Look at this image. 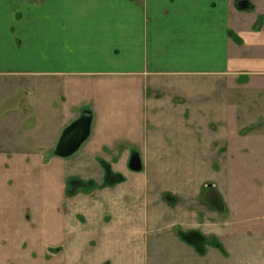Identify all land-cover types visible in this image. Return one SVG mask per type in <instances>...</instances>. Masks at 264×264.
<instances>
[{"label": "crops", "instance_id": "0c3cea01", "mask_svg": "<svg viewBox=\"0 0 264 264\" xmlns=\"http://www.w3.org/2000/svg\"><path fill=\"white\" fill-rule=\"evenodd\" d=\"M236 1L0 0V83L9 86L0 90L1 150L15 164L0 171V264H77L79 256L138 264L154 221H166L170 236V212L180 208L186 229L225 233L226 220L201 223L202 208L192 207L201 183L171 190L168 181L156 191L154 180L181 181L187 159L226 153L234 134L264 140V1L249 0L253 10ZM85 115L90 134L70 155L84 173L65 162L61 190L54 185L42 206L49 212L27 216L43 199L24 180V158L63 157L64 131ZM134 152L141 171L129 167ZM102 162L122 182L67 192L74 173L101 184ZM167 193L177 195L176 209ZM131 236L133 248L123 250Z\"/></svg>", "mask_w": 264, "mask_h": 264}, {"label": "rangeland", "instance_id": "374dc122", "mask_svg": "<svg viewBox=\"0 0 264 264\" xmlns=\"http://www.w3.org/2000/svg\"><path fill=\"white\" fill-rule=\"evenodd\" d=\"M11 80L13 82L19 81L16 78ZM8 88L7 83H0V90L2 93L4 92L3 96ZM238 124L235 122L233 128L236 129ZM7 133V130L1 124L0 171L13 173L15 172L13 159L7 158L1 150L4 143L8 141ZM72 156H66L67 158H58L55 155L35 159L31 157L24 158L26 167L23 169H26L25 175H27L24 180L35 183L38 190L36 192L43 199L41 205L27 206V216L34 217L49 212L48 207H42L46 205L45 198L53 196L52 190L56 189L54 185H57L58 189L61 190L60 186L64 184V181L62 183L59 178L65 169V162L68 163V166L69 164L75 166L74 162L78 161V157ZM187 160L191 162L189 163L191 169L179 175L181 181L177 179L175 182L173 180L174 175H166L163 179L159 175L154 180L158 181L155 184V190L160 191L163 187L167 188L168 181H170L171 187L169 189L171 190H179L183 187L181 184L198 187L201 183L202 193L197 195L192 193L191 195L192 207L198 208L200 206L202 208L201 223L207 222L213 214L215 216L212 217L218 218L219 216L221 219H218L226 220L225 233H221V237H217L211 233H202L198 229H186L185 226L190 223L189 218L185 215L186 212L183 211V208H180L170 212L168 221L174 225L171 227L172 233L169 236V233H167L168 223L164 221L163 224L160 219H157L159 214H155L153 218L157 221H153L158 231L150 234V239L147 240V254L137 258L138 264H142V261H145V264H264V140L256 137L248 139L245 136L234 134L232 143L226 153L218 154L212 149H203L195 158ZM34 163L36 169H34L35 172H32L30 168H33ZM102 164L104 165L103 162ZM75 167L76 171L84 173L82 166ZM73 180H81L84 183L89 182L84 181L82 177L74 173L65 181L67 192L70 190L71 181ZM102 183H96V188H104L105 184ZM80 187V184L75 186L76 190L73 195H76L78 191H82ZM15 190L20 192L17 188ZM29 193H31L29 189L24 191V194ZM69 194H72V192H69ZM164 198L169 201L172 208H177L178 199L176 194L167 193ZM188 201L189 199L184 193L182 202L186 203ZM159 209L158 204L154 205V211ZM138 220L139 216L137 217ZM174 220L177 223H174ZM197 234H201L207 239L201 250L188 243L185 238L188 237L189 240L191 238L190 241L195 243L200 237ZM134 240L135 238H132V236L127 239L122 238L120 242L123 244V250L133 248ZM138 243L140 245V240H138ZM196 245L200 246V243H196ZM119 257L122 259L133 256L122 255ZM119 257L117 256V259ZM76 258L78 259L77 264H87L88 262L84 256ZM104 264H111L110 259H106Z\"/></svg>", "mask_w": 264, "mask_h": 264}, {"label": "water", "instance_id": "95a60500", "mask_svg": "<svg viewBox=\"0 0 264 264\" xmlns=\"http://www.w3.org/2000/svg\"><path fill=\"white\" fill-rule=\"evenodd\" d=\"M240 6L244 9L249 7L246 0L240 2ZM91 116H83L72 125H70L63 133L58 144L57 153L63 157L70 156L75 153L82 143L87 139L90 134ZM107 172V179L110 184L120 182L123 176L114 174L108 163L104 164ZM129 167L134 171L143 169L142 161L138 153L134 152L129 161Z\"/></svg>", "mask_w": 264, "mask_h": 264}, {"label": "flooded vegetation", "instance_id": "af4514ba", "mask_svg": "<svg viewBox=\"0 0 264 264\" xmlns=\"http://www.w3.org/2000/svg\"><path fill=\"white\" fill-rule=\"evenodd\" d=\"M104 168H105V166H104ZM118 174V173H117ZM118 176H120V175H118ZM122 176V175H121ZM105 181V182H104ZM122 182V181H121ZM103 183L105 184V186L107 185V183H108V179H107V172H106V168H105V179L103 180ZM102 183V184H103ZM77 184H80V188L82 189V190H86V189H88V190H91V189H94V188H96V186H97V184L95 183V182H93V181H89L88 183H84L83 181H71V185H70V190H68V192H74L76 189H75V186L77 185ZM98 188H99V186H98ZM97 189V188H96Z\"/></svg>", "mask_w": 264, "mask_h": 264}, {"label": "trees", "instance_id": "16d2710c", "mask_svg": "<svg viewBox=\"0 0 264 264\" xmlns=\"http://www.w3.org/2000/svg\"><path fill=\"white\" fill-rule=\"evenodd\" d=\"M243 0H237L236 1V5H237V7L239 8V9H242V10H244V8L243 7H241L240 6V2H242ZM248 3H249V7L247 8V9H249V10H253L254 9V5H252L250 2H249V0H246ZM104 164H105V162H103ZM191 233H193V232H191ZM195 233V232H194ZM185 235V234H184ZM198 236H200L199 237V240L198 241H196L195 243L194 242H192V241H190V240H192L191 238H190V240H189V238L188 237H185L186 238V241L188 242V243H191V245L193 244V246H195L198 250H201V249H203V247H204V244L206 243V237H204V236H201V234H197ZM196 243H200V246H197L196 245ZM201 252V251H200Z\"/></svg>", "mask_w": 264, "mask_h": 264}]
</instances>
